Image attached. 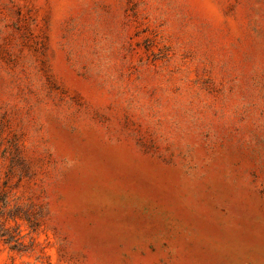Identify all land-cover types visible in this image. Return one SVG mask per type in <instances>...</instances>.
Masks as SVG:
<instances>
[{"label": "rangeland", "instance_id": "374dc122", "mask_svg": "<svg viewBox=\"0 0 264 264\" xmlns=\"http://www.w3.org/2000/svg\"><path fill=\"white\" fill-rule=\"evenodd\" d=\"M0 264H264V0H0Z\"/></svg>", "mask_w": 264, "mask_h": 264}]
</instances>
